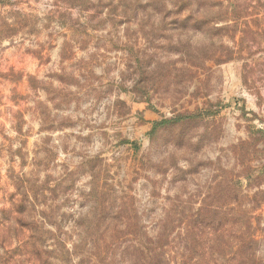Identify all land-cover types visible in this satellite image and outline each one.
I'll use <instances>...</instances> for the list:
<instances>
[{
    "label": "rangeland",
    "instance_id": "rangeland-1",
    "mask_svg": "<svg viewBox=\"0 0 264 264\" xmlns=\"http://www.w3.org/2000/svg\"><path fill=\"white\" fill-rule=\"evenodd\" d=\"M0 264H264V0H0Z\"/></svg>",
    "mask_w": 264,
    "mask_h": 264
}]
</instances>
